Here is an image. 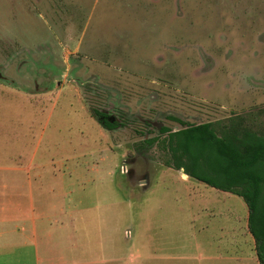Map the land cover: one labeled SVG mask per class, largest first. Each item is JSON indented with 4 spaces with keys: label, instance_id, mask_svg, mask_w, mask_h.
I'll use <instances>...</instances> for the list:
<instances>
[{
    "label": "rangeland",
    "instance_id": "rangeland-1",
    "mask_svg": "<svg viewBox=\"0 0 264 264\" xmlns=\"http://www.w3.org/2000/svg\"><path fill=\"white\" fill-rule=\"evenodd\" d=\"M172 117L264 133V0H0V166L37 168L45 193L69 168L58 186L94 257L260 264L243 198L148 145L184 127Z\"/></svg>",
    "mask_w": 264,
    "mask_h": 264
},
{
    "label": "crops",
    "instance_id": "crops-1",
    "mask_svg": "<svg viewBox=\"0 0 264 264\" xmlns=\"http://www.w3.org/2000/svg\"><path fill=\"white\" fill-rule=\"evenodd\" d=\"M37 170L0 166V264H123L124 252L112 246V250L94 257L93 251L87 249L85 233L78 236L77 225L86 220V216L71 214L67 206H76L77 202L68 192L64 196L58 186L60 181L65 184L72 179L65 178L71 170L66 168L58 174L53 171L50 180L56 182L58 188L46 193L37 186L36 179L30 178L32 171ZM77 183H86V179L68 185ZM53 210L54 213H50ZM207 225L199 230L210 229ZM155 242L149 260L168 259L169 253H162L168 247L159 248Z\"/></svg>",
    "mask_w": 264,
    "mask_h": 264
},
{
    "label": "trees",
    "instance_id": "trees-1",
    "mask_svg": "<svg viewBox=\"0 0 264 264\" xmlns=\"http://www.w3.org/2000/svg\"><path fill=\"white\" fill-rule=\"evenodd\" d=\"M95 112L105 128L117 126L102 112ZM243 122L233 118L220 131L214 121L183 122L177 131L164 127L166 138L153 137L147 142H159L167 151L166 166L183 169L190 178L243 198L249 212L248 230L255 239L259 263L264 264V133Z\"/></svg>",
    "mask_w": 264,
    "mask_h": 264
},
{
    "label": "flooded vegetation",
    "instance_id": "flooded-vegetation-1",
    "mask_svg": "<svg viewBox=\"0 0 264 264\" xmlns=\"http://www.w3.org/2000/svg\"><path fill=\"white\" fill-rule=\"evenodd\" d=\"M102 112V111H101ZM104 115V118L106 119V120H109V121H111V122H113V123H117V126L115 127V128H118L119 126H121V122H119V120L115 117V116H110L109 114H107L106 112H102ZM173 118V117H172ZM175 120V119H174ZM180 120V119H179ZM179 122H181L182 124H183V120H180ZM203 123V122H202ZM199 124V123H198ZM114 128V129H115ZM164 127H162V129H163ZM183 128V127H182ZM181 129V128H180ZM177 130H179V129H177ZM177 130H174V131H177Z\"/></svg>",
    "mask_w": 264,
    "mask_h": 264
}]
</instances>
